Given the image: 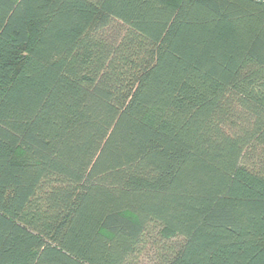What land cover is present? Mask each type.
Here are the masks:
<instances>
[{
    "label": "trees",
    "instance_id": "trees-1",
    "mask_svg": "<svg viewBox=\"0 0 264 264\" xmlns=\"http://www.w3.org/2000/svg\"><path fill=\"white\" fill-rule=\"evenodd\" d=\"M264 264V1L0 0V264Z\"/></svg>",
    "mask_w": 264,
    "mask_h": 264
},
{
    "label": "rangeland",
    "instance_id": "rangeland-1",
    "mask_svg": "<svg viewBox=\"0 0 264 264\" xmlns=\"http://www.w3.org/2000/svg\"><path fill=\"white\" fill-rule=\"evenodd\" d=\"M152 248L147 246L143 253L138 257V260L134 262V264H152L151 258L152 255Z\"/></svg>",
    "mask_w": 264,
    "mask_h": 264
},
{
    "label": "built area",
    "instance_id": "built-area-1",
    "mask_svg": "<svg viewBox=\"0 0 264 264\" xmlns=\"http://www.w3.org/2000/svg\"><path fill=\"white\" fill-rule=\"evenodd\" d=\"M257 1H261V0H257ZM262 1H264V0H262Z\"/></svg>",
    "mask_w": 264,
    "mask_h": 264
}]
</instances>
